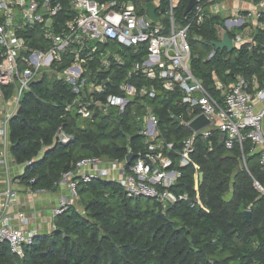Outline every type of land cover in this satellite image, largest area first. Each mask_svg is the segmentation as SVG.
Wrapping results in <instances>:
<instances>
[{
  "label": "trees",
  "instance_id": "16d2710c",
  "mask_svg": "<svg viewBox=\"0 0 264 264\" xmlns=\"http://www.w3.org/2000/svg\"><path fill=\"white\" fill-rule=\"evenodd\" d=\"M187 3L178 0L174 8L180 25L189 21L190 14L184 15ZM167 5L168 0H161L162 10ZM222 23L220 15H210L201 25H193L188 35L194 74L219 101L213 72L226 84L237 74L255 76L258 87L264 82V29H257L250 50L246 45L230 52L222 49L206 59L209 43L218 38L215 25ZM195 34L201 36L200 42L192 39ZM157 88L154 98L143 101L156 116L161 136L177 151L191 133L181 121L198 110L178 104L182 96L178 90ZM0 90L8 101L13 87ZM73 98L67 83L42 75L23 91L8 120L7 151L14 163L24 166L18 178L33 191L55 190L61 174L83 157L123 160L128 152L138 154L145 147L138 134L141 106L131 103L120 115L81 119L65 113ZM59 126L71 140L54 142ZM251 148L248 139L242 146L226 148L216 130L208 138L196 137L191 158L203 173L198 191L193 189L192 164L181 168L174 187L176 192L198 196L200 202L193 207L187 202L163 206L149 198H130L106 179L79 183L78 206L68 205L55 216L52 229L39 232L24 247L22 257L12 253L6 242L0 243V264H264V167Z\"/></svg>",
  "mask_w": 264,
  "mask_h": 264
},
{
  "label": "built area",
  "instance_id": "2783aa9c",
  "mask_svg": "<svg viewBox=\"0 0 264 264\" xmlns=\"http://www.w3.org/2000/svg\"><path fill=\"white\" fill-rule=\"evenodd\" d=\"M228 1L197 0L188 13L189 21L180 25L174 18L178 0H168L163 10L161 0L151 1L156 7V21L148 16L145 0H0V88L13 87L7 101L12 110L0 114V163L6 165L9 159L8 120L16 112L23 91L42 75L71 87L74 98L64 110L78 118L109 116L112 112L120 115L131 103L143 109L137 116L143 151L129 165L125 158L79 159L73 168L61 174L56 184L64 186L67 195L52 207L51 220L68 205H74L79 183L94 179L117 183L130 198L145 197L163 206L180 202L198 205L196 194L176 192L174 187L182 175L181 168L192 164L193 189L198 191L199 170L191 154L196 137L208 138L214 130L220 133L228 149L235 143L242 146L243 140L248 139L264 167V107H256L264 101V82L258 87L255 76L246 78L237 74L226 84L213 72V87L221 98L219 101L195 76L191 64L189 32L210 15L222 17L223 23L215 25L216 40L230 32L232 51L242 45L250 50L257 29H264V0L250 1L247 8H229ZM192 39L200 42L202 38L195 34ZM209 45L207 60L220 50ZM143 79L151 82L145 84ZM157 86L170 92L178 90L182 95L178 104L190 111L198 110L189 120L181 121L187 128L198 114L210 121L197 131L189 128L190 135L182 140L177 151H173L172 142L161 136L156 116L143 101L144 97H155ZM0 101L5 102L1 90ZM71 139L59 126L54 142L66 143ZM242 161L245 162L244 157ZM254 186L262 190L257 181ZM0 194V243L6 242L12 253L22 257L24 247L38 232L13 225L14 218L7 212L16 192L7 185ZM15 218L27 222L23 213Z\"/></svg>",
  "mask_w": 264,
  "mask_h": 264
},
{
  "label": "crops",
  "instance_id": "0c3cea01",
  "mask_svg": "<svg viewBox=\"0 0 264 264\" xmlns=\"http://www.w3.org/2000/svg\"><path fill=\"white\" fill-rule=\"evenodd\" d=\"M238 1L250 2V0H229L228 7H238L236 3ZM224 14L226 12H223ZM257 109L264 107V101L256 104ZM12 110V104L10 102L0 101V114ZM262 131L264 134V120ZM7 164L0 163V192H2L7 185L16 192L15 201L9 206L8 214L14 218L12 220L13 225L21 226L24 230L36 229L37 232H41L42 228L49 226L52 228V220L50 219L49 205L53 207L58 204L59 200L67 195V190L64 186H57L53 191L47 190H31L28 186L23 184L18 176L23 173V165H19L13 162L12 157L9 155ZM46 193V194H45ZM1 200V194H0ZM27 218L26 223L19 222L15 217L19 214Z\"/></svg>",
  "mask_w": 264,
  "mask_h": 264
},
{
  "label": "water",
  "instance_id": "95a60500",
  "mask_svg": "<svg viewBox=\"0 0 264 264\" xmlns=\"http://www.w3.org/2000/svg\"><path fill=\"white\" fill-rule=\"evenodd\" d=\"M196 3H197V0H188V3L184 10V15L188 14ZM155 9L156 7L153 2L150 1L147 3V13H148V16L153 21L157 20ZM211 44L214 46L215 49H220V50L226 49L227 52H230L233 49L232 41L230 37L228 36V34L226 33L222 35L221 40H214L211 42ZM209 123H210L209 119H207L203 114H198L196 117H194L192 120L189 121L188 127L193 131H197L201 129L202 127L208 125ZM135 157H136V154H133L132 152H128L125 156L126 164L129 165L135 159ZM202 178H203V173L198 172V181L200 182ZM244 215H245V219L249 220L250 211L249 210L244 211Z\"/></svg>",
  "mask_w": 264,
  "mask_h": 264
},
{
  "label": "rangeland",
  "instance_id": "374dc122",
  "mask_svg": "<svg viewBox=\"0 0 264 264\" xmlns=\"http://www.w3.org/2000/svg\"><path fill=\"white\" fill-rule=\"evenodd\" d=\"M236 5H237L238 7H241V8H247V7H249V4H248L247 2H243V1H238V2L236 3ZM45 194H46V193H45ZM77 200H78V198H77ZM77 200L74 202V205H75V206H78ZM142 200L145 201L146 198H145V197H142ZM52 207H53V205L50 204V205H49V209H51ZM51 229H52L51 227L45 225V227H43V228L41 229V230H42L41 232H43V233H45V232H49Z\"/></svg>",
  "mask_w": 264,
  "mask_h": 264
}]
</instances>
